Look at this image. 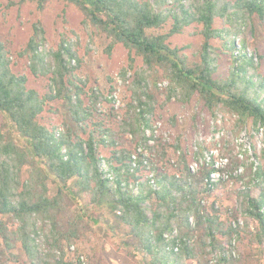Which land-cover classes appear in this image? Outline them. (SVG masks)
<instances>
[{"label": "trees", "instance_id": "obj_1", "mask_svg": "<svg viewBox=\"0 0 264 264\" xmlns=\"http://www.w3.org/2000/svg\"><path fill=\"white\" fill-rule=\"evenodd\" d=\"M47 1L37 0L38 7ZM64 2L83 14L85 28L107 40V54L118 45L127 50L128 64L120 75L133 72L130 101L119 121L113 109L106 115L113 123L106 120L97 107L103 96L96 91L87 95L85 83L76 77V43L62 36L57 48L47 51L41 22L33 24L18 56L27 59L35 78L49 80L42 96L27 87L26 76L12 71L10 52L0 40V114L11 123V130L0 127V263L16 261L19 247L27 264H76L69 248L86 239L105 212L111 218L106 222L138 264H242L247 239L264 255L261 167L251 165L245 188L237 194L241 227L233 225L237 211L229 215L226 210V216L221 207L206 206L205 199L221 185L211 188L205 182L214 171L212 163L193 172L181 153L167 171L153 156L138 152L148 147L146 133L162 81L168 83L167 102L188 104L197 96L212 114L223 109L235 116L237 126L251 121L256 131L264 129V74L246 51L248 25L254 17L264 23V0ZM193 25L200 27L202 43L191 58L183 48L172 47L170 39ZM238 35L239 48L234 43ZM218 41L220 48L214 45ZM232 44L238 53L229 74L217 76L218 59ZM52 103L61 119L58 126L40 121ZM165 155L162 150L158 158ZM226 156L230 171L241 165ZM50 183L57 186L54 194Z\"/></svg>", "mask_w": 264, "mask_h": 264}, {"label": "rangeland", "instance_id": "obj_2", "mask_svg": "<svg viewBox=\"0 0 264 264\" xmlns=\"http://www.w3.org/2000/svg\"><path fill=\"white\" fill-rule=\"evenodd\" d=\"M82 20L83 14L64 0H49L42 9L38 7L37 0H0V40L10 52L12 71L26 76L27 87L42 96L50 83L47 78H35L29 71L27 59L18 56V52L24 48L32 34L33 24L41 22L46 32L47 51L55 50L62 36L76 43L74 50L79 61L76 77L85 83L87 95L96 91L103 96L97 107L105 119L111 122L106 115L113 109L118 114L119 121L131 96L129 84L133 79V72H127L125 77L120 75L121 69L128 64V52L118 45L111 54H107V40L93 30L85 28ZM216 26L221 27V23L216 21ZM199 28L193 25L181 34L173 36L170 39L172 47L183 48L187 56L195 57L202 43L198 34ZM247 30L246 51L256 64L259 63V71L264 74V23L254 17ZM241 39V35L235 38L237 48L241 45ZM214 45L220 48L221 42H214ZM233 51L232 44L227 50V55H220L217 76H228L233 54H237ZM72 65L76 66L77 62L74 60ZM141 66V59L136 58L135 67ZM167 87L168 83L165 81L157 85V103L152 116V128L146 133L151 141H148V147L141 146L143 152L153 156L158 167L167 171L175 168L181 153L186 155L193 172H197L203 164L212 163L215 168L225 162L220 168L224 178L220 177L216 182V185H221L215 195L205 199V203L208 207L211 204L216 208L221 207L226 216L227 211L228 214L230 211H237V220H233V225L238 223L243 227L237 194L245 188L246 175L251 165L264 170V129L256 131L251 121L242 127L237 126L235 116L223 109H217L212 114L197 96L188 104L175 100L167 102ZM260 92L262 93V90ZM55 108L56 104L53 103L45 108L40 117L41 123L47 126L60 124V117L52 110ZM117 120L114 121V126H117ZM0 127L11 130V123L2 114ZM12 134L17 136L14 131ZM162 150L166 155L160 159L158 153ZM227 154H231L241 164L234 171L229 170L230 159ZM103 155H106V152H103ZM50 187L51 193L54 194L57 186L50 183ZM104 214V219L94 227V231L86 239L69 248L70 260L76 264H138L137 258L123 247L119 233L106 222L111 221L110 215L107 212ZM231 246L235 258L236 239L231 241ZM15 255L18 258L16 261L5 260L0 264H27L19 247ZM243 256L242 264H264V255L258 252L255 245H249L248 239L245 241Z\"/></svg>", "mask_w": 264, "mask_h": 264}, {"label": "built area", "instance_id": "obj_3", "mask_svg": "<svg viewBox=\"0 0 264 264\" xmlns=\"http://www.w3.org/2000/svg\"><path fill=\"white\" fill-rule=\"evenodd\" d=\"M236 53H238V52L236 51ZM147 136H149V135H147ZM150 141H149V143H150ZM142 151H144L143 147H139L138 152H142ZM132 159L134 160L135 156H133ZM223 165H225V162H222L221 165H219V164L216 165L214 168V171L210 174L209 178H206L205 182L208 184L209 187L213 188L212 183H216L220 179V177L224 178V174H221V172H220V168H222ZM149 177L152 178L153 176L150 175ZM151 183H154V179H151Z\"/></svg>", "mask_w": 264, "mask_h": 264}]
</instances>
